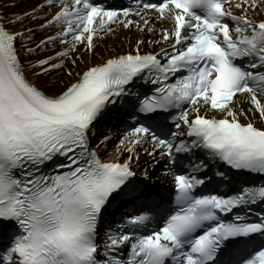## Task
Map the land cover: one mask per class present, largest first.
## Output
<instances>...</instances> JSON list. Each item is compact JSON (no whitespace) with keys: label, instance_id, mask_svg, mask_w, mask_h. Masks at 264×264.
<instances>
[{"label":"snow or ice","instance_id":"6c2138e0","mask_svg":"<svg viewBox=\"0 0 264 264\" xmlns=\"http://www.w3.org/2000/svg\"><path fill=\"white\" fill-rule=\"evenodd\" d=\"M0 264H264V0L0 13Z\"/></svg>","mask_w":264,"mask_h":264},{"label":"bare ground","instance_id":"6f19581e","mask_svg":"<svg viewBox=\"0 0 264 264\" xmlns=\"http://www.w3.org/2000/svg\"><path fill=\"white\" fill-rule=\"evenodd\" d=\"M37 2H42V0H0V13H9V12H15V13H20L21 11L27 10L28 8L32 7L35 5ZM9 4H15L17 7L15 8H8L6 5ZM36 24L41 23L40 20H37L35 22ZM155 31L154 32H139L135 27H133L131 30L129 29H124L118 26H115L114 31L110 34H107L105 38L103 39H98L97 44L99 46V50L103 52L104 55H107L109 53H118L121 50H128L129 46L134 44L135 39L137 38H143L146 42L149 39L155 40L159 37L160 35V28L161 27H170L167 22H161V23H156L153 22ZM25 26H31L30 21H25L24 22ZM163 25V26H161ZM46 34H52L46 33ZM42 36L38 33L36 35V40L41 39ZM161 45H151L149 46L147 43L142 45V50H155ZM58 49V48H57ZM53 49L49 50L47 53L44 54H51ZM100 57L97 56L96 59H99ZM80 67H83V64L80 65ZM29 76H31V72L29 71ZM67 82V81H66ZM104 155L109 158L111 156L117 155L114 151L107 152L105 151ZM145 159V157H142Z\"/></svg>","mask_w":264,"mask_h":264}]
</instances>
